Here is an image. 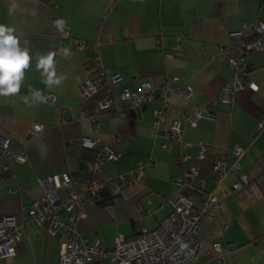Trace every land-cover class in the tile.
<instances>
[{
    "label": "crops",
    "instance_id": "obj_1",
    "mask_svg": "<svg viewBox=\"0 0 264 264\" xmlns=\"http://www.w3.org/2000/svg\"><path fill=\"white\" fill-rule=\"evenodd\" d=\"M262 7L264 0H0V24L14 28L33 56L57 53V72L65 76L61 86L48 89L33 60L19 95L33 87L54 95V103L29 108L19 96L0 97V136L10 140V152L21 151L26 159L19 164L0 155V221L13 218L22 233L16 254L0 264H58L59 234L25 225L23 218L43 198L49 178L66 174L71 179V187L58 192L61 200L71 192L82 196L86 165L114 133L119 136L109 146L117 157L92 177L106 181L137 166L143 177L110 199L101 189L94 205L85 207V217L70 227L107 243L153 230L170 213L174 181L195 168V184L214 194L218 205L213 220L201 224L194 264H264V129L257 131L264 121V41L262 50L246 59L243 91L226 103L220 99L232 81L224 54L229 34L262 19ZM57 20L65 21L68 39L62 40ZM79 44L85 48L79 50ZM101 72L97 92L82 97L81 85ZM112 74L120 76L109 91L115 111H128V117L94 113ZM143 83L152 87L155 100L132 108L121 93ZM163 90L165 104L159 100ZM162 107L165 121L154 130L153 113ZM197 112L203 117L194 127L182 124L179 141L165 148L162 135L170 125ZM35 122L43 125L36 136L29 133ZM82 139L95 141L96 148L83 147ZM235 148L244 151L239 173L250 178L242 193L232 191L236 176L216 185L210 175L220 158L226 171L232 167ZM214 243L228 248L223 259L210 254Z\"/></svg>",
    "mask_w": 264,
    "mask_h": 264
},
{
    "label": "built area",
    "instance_id": "obj_2",
    "mask_svg": "<svg viewBox=\"0 0 264 264\" xmlns=\"http://www.w3.org/2000/svg\"><path fill=\"white\" fill-rule=\"evenodd\" d=\"M62 40L68 39V30L64 20ZM56 22V21H55ZM230 45L224 51L228 67L232 71L231 83L222 90L221 100L226 103L229 98L239 94L244 87L242 79L247 75L246 59L248 55L262 50L264 41V16L254 24H243L241 28L229 34ZM83 50L84 45L77 47ZM105 73L101 72L97 79L86 81L80 87L82 97H90L97 92ZM120 80L119 74H112L109 77L108 88L104 97L94 108L95 114L113 113L115 116H129L128 111L116 112L113 98L109 91L117 86ZM251 91H257V85L249 83ZM190 91L189 88L186 89ZM46 103H54L55 96L45 93ZM167 92L162 91L159 100L165 104ZM121 99L130 103V106L140 107L152 103L155 98L152 94V87L143 83L136 91L127 89L121 93ZM212 103L217 104V99ZM153 129L156 130L165 121V108L154 111ZM203 115L197 112L193 115H182L179 120L173 122L169 130L163 133L164 147L168 148L171 142L179 141L182 124L190 127L195 126L197 119ZM264 129V121L257 126V131ZM43 125L33 123L29 129L31 135H39ZM118 133L106 142L101 144L100 153L93 163L86 165V178L83 185V195L79 196L71 192L66 200H61L58 192L71 187V179L68 175L62 174L49 178L45 185V194L40 201L32 203L23 218L25 225H34L37 228H45L51 236L59 234V262L58 264H194L200 252L199 231L203 222L213 220L215 209L218 205L217 197L212 193H204L201 186L195 181L198 172L192 168L189 173L174 181L175 194L169 201L171 210L169 215L163 219L153 230L143 229L138 236L124 237L117 236L110 243L100 240H90L83 236L70 224L85 217V207L94 205V202L101 189H107L111 196L120 193L121 188L131 187L139 183L143 177L141 166L127 175H121L114 179L103 181L92 177L93 172L100 170L105 162L113 161L117 155L110 148V144L116 141ZM10 140L0 136V155L4 159L12 160L15 163L26 162L24 154L20 151L16 154L9 151ZM81 144L88 149L96 148V142L90 139H82ZM236 162L228 171L224 168L223 159L217 160L211 168L210 175L216 185H219L227 175L237 177L232 185V191L242 193L248 186L250 178L239 173V159L243 156L242 149L232 150ZM204 154L201 151L200 156ZM3 171L8 172V167L3 165ZM149 211L153 207L148 203ZM22 238L20 227L11 217L3 218L0 221V260L11 258L16 254L17 244ZM228 248L214 243L211 247V255L215 259H223Z\"/></svg>",
    "mask_w": 264,
    "mask_h": 264
},
{
    "label": "clouds",
    "instance_id": "obj_3",
    "mask_svg": "<svg viewBox=\"0 0 264 264\" xmlns=\"http://www.w3.org/2000/svg\"><path fill=\"white\" fill-rule=\"evenodd\" d=\"M64 22L57 20L55 26L63 31ZM28 42L21 41L16 35L15 29L4 24H0V97H16L29 108L47 102V96L40 89L28 88L27 95H19L21 85L25 78L26 70L31 68L35 60V71L41 73L42 83L46 88L52 89L64 83L65 76L57 72L56 60L57 53L48 52L41 54L35 53L33 56L31 49L27 46ZM64 55L68 52L65 50Z\"/></svg>",
    "mask_w": 264,
    "mask_h": 264
},
{
    "label": "trees",
    "instance_id": "obj_4",
    "mask_svg": "<svg viewBox=\"0 0 264 264\" xmlns=\"http://www.w3.org/2000/svg\"><path fill=\"white\" fill-rule=\"evenodd\" d=\"M262 10H264V7H262ZM99 155V153L97 152V153H94V158L96 159L97 158V156ZM110 193L108 192V196H109V199L110 198H112V196L111 195H109ZM114 197V196H113Z\"/></svg>",
    "mask_w": 264,
    "mask_h": 264
}]
</instances>
